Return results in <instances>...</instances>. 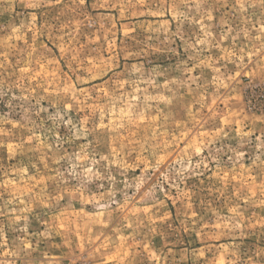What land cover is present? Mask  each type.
<instances>
[{
  "label": "rangeland",
  "instance_id": "374dc122",
  "mask_svg": "<svg viewBox=\"0 0 264 264\" xmlns=\"http://www.w3.org/2000/svg\"><path fill=\"white\" fill-rule=\"evenodd\" d=\"M0 264H264V0H0Z\"/></svg>",
  "mask_w": 264,
  "mask_h": 264
}]
</instances>
